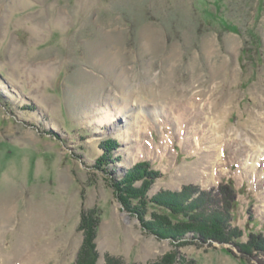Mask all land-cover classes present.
<instances>
[{
  "label": "rangeland",
  "instance_id": "obj_1",
  "mask_svg": "<svg viewBox=\"0 0 264 264\" xmlns=\"http://www.w3.org/2000/svg\"><path fill=\"white\" fill-rule=\"evenodd\" d=\"M140 161L149 196L231 182L264 232V0H0V264H76L84 216L97 264H249L125 213L112 179Z\"/></svg>",
  "mask_w": 264,
  "mask_h": 264
},
{
  "label": "trees",
  "instance_id": "obj_2",
  "mask_svg": "<svg viewBox=\"0 0 264 264\" xmlns=\"http://www.w3.org/2000/svg\"><path fill=\"white\" fill-rule=\"evenodd\" d=\"M112 142L108 140L104 146L112 149ZM107 161H110L108 157L103 156L98 160V165L106 172ZM162 178L163 174L153 169L150 162L140 161L119 179H112L114 193L124 212L135 217L145 231L173 245H231L238 254L231 249L228 251L235 257L249 264H264V232L251 230L245 234L235 225L237 191L231 182L219 184L216 191L206 192L189 185L179 192L162 191L149 196L153 184ZM80 227L84 233L83 249L76 264H97V226L93 217L84 216ZM176 259V254L168 253L160 262L150 264H178ZM105 261L121 264L109 256Z\"/></svg>",
  "mask_w": 264,
  "mask_h": 264
}]
</instances>
